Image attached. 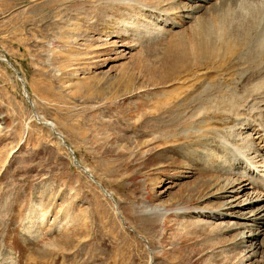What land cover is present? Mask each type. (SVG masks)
<instances>
[{"label":"rangeland","instance_id":"1","mask_svg":"<svg viewBox=\"0 0 264 264\" xmlns=\"http://www.w3.org/2000/svg\"><path fill=\"white\" fill-rule=\"evenodd\" d=\"M195 1L0 0V264H264L223 194L260 161L264 30Z\"/></svg>","mask_w":264,"mask_h":264},{"label":"bare ground","instance_id":"2","mask_svg":"<svg viewBox=\"0 0 264 264\" xmlns=\"http://www.w3.org/2000/svg\"><path fill=\"white\" fill-rule=\"evenodd\" d=\"M213 1H215V5H220V6H222V8H224L223 6H231V9H234L233 6H236V7L239 6V8H238L239 12H240V10L244 9L248 5L255 6L253 11L255 10L256 16H258V30L260 32H263V30H264V0H220V1L219 0H196L195 1L196 4L193 3L192 5L195 8L200 10L202 8V6H201L202 2L204 4H207L208 2H213ZM216 7H219V6H216ZM227 8L228 7H226V9L223 11L224 26H229L230 23H231V25L234 24L233 21H235V24H236V21L238 22L236 17L239 14L234 19L230 18L231 17L230 11L228 12ZM190 9H191V7H190ZM190 9H188V10H190ZM231 9H229V10H231ZM245 12L248 13V16H246L244 18V20L248 19L249 15L251 13L250 9H245ZM192 14H193V12H192ZM220 21H221V19H220ZM222 30H223V28L219 27L215 33L217 34ZM254 30L255 29H254V24H253V25L249 26L245 31L242 30L241 35H243V33L245 35L246 33L252 32ZM199 31H201V29ZM203 37L204 36L202 35L201 38H203ZM204 41H205L204 38L202 40H200L198 43V46L199 45L201 46V44H203ZM263 47H264V36L260 37L258 39V44L254 45L253 50H257V48L259 49V48H263ZM200 49H201V47L198 48V50H200ZM198 53L200 54V51ZM258 75H260L259 72H258ZM263 91H264V80L262 81V79H260L258 81V98L257 99H258V106H259V104H262V107H264V92ZM254 101L255 100H253V96H250V97L247 96V98L245 100V102H246L245 105L247 106L248 104H251L252 102L254 103ZM262 114H264V108L262 110H260V112L258 113V116L261 117ZM261 128H262V132L258 133V135L263 134L262 136H259V143H258V148H257L258 149V159H260V161L258 160V165L255 166L253 163H248V165H247L248 172L251 173V175L248 177V181L246 180L245 177H240V179L238 178V180H233L232 183L229 181L230 184H228L223 189V194H230L231 196H232V194H234V197L239 196V195L246 196V200L242 204H240V203L235 204L234 201H231V202H228L227 203L228 206H225V207L226 208H228V207L229 208H239L240 211H242V210L247 211L245 213H240V215H236L235 217L238 218L239 220L245 219L247 221L253 220L255 218L258 220V225L263 224V220H264V124ZM247 182H248V184H246ZM252 229L254 230V227ZM260 234H261L260 232H258V233L253 232L252 235L251 234L249 235L248 239L256 238V236L257 235L259 236ZM239 237H240V239H245L244 236H239Z\"/></svg>","mask_w":264,"mask_h":264}]
</instances>
